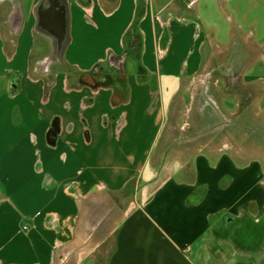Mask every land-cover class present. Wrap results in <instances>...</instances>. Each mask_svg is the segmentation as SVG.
Instances as JSON below:
<instances>
[{
    "label": "crops",
    "instance_id": "crops-1",
    "mask_svg": "<svg viewBox=\"0 0 264 264\" xmlns=\"http://www.w3.org/2000/svg\"><path fill=\"white\" fill-rule=\"evenodd\" d=\"M39 3L0 0V264H264L263 239L241 248L213 234L226 216L264 218V74L248 75L264 64L255 23L248 31L235 25L226 42L213 31L201 42L199 65L167 76L159 57L152 65L147 46L153 53L158 48L149 22L170 9L167 0H90L88 6L48 0L40 12ZM66 29L63 60H47L55 45L50 36L61 40ZM141 37L136 58L133 43ZM138 67L153 79L139 80ZM15 73L19 90L12 95ZM188 118L193 130L186 129ZM54 119L60 133L50 145ZM186 130L194 133L191 155L168 159L165 151L179 147ZM204 133L211 141L196 136ZM156 148L164 152L159 166ZM219 157L229 168H245L228 179ZM130 184L155 187L114 226L109 250L107 241L84 243L82 225L97 238L89 231L92 210L83 221L84 207H97L99 197L118 196ZM235 184L245 186L243 195ZM88 246L95 250L82 255ZM68 248L79 257H65Z\"/></svg>",
    "mask_w": 264,
    "mask_h": 264
},
{
    "label": "rangeland",
    "instance_id": "rangeland-1",
    "mask_svg": "<svg viewBox=\"0 0 264 264\" xmlns=\"http://www.w3.org/2000/svg\"><path fill=\"white\" fill-rule=\"evenodd\" d=\"M167 1L170 3V9L165 12H159L158 19L152 21L151 23L149 22L150 25L154 26V28L150 27L152 31L156 30V35L159 36L157 46L158 48L155 49L154 53L151 49V43L147 42V46L150 48L148 50V53L152 58L151 60H149L153 62L152 65H156V61L159 57L158 63L164 68V70H167V76L174 73H180L181 71L187 69H194V67L199 65L195 64V57L200 50L201 42L206 43L207 41H209L213 31L219 32V41L223 40L224 42H226L228 40V32H230L236 26L242 31H248L250 29V26L255 23L252 28L255 29L258 37L264 39V4L258 3L255 4V6L248 3L247 0H228L226 4L220 5L219 8V6H217L216 4V0H199V5H197L198 7H195L194 3L187 2V0ZM152 6H154V4L149 5V17H151V14H155L156 12L155 9H151ZM157 6L159 5L157 4ZM260 9L261 13L259 15H255L254 12ZM229 12L231 13V17H229ZM143 14L144 10L137 15V23L140 22ZM169 23L171 26L169 25ZM135 26L136 20L132 22L133 30L131 31L134 32ZM145 32L150 34L151 31ZM132 34L135 35V32ZM140 39L141 45L143 42L144 48V38L141 37ZM165 61H167V64H165ZM262 67H264V64H258L257 68L253 72H248V75L259 77L260 75L264 74V68ZM113 74L117 75L116 72ZM225 84L228 83L225 82ZM236 94L238 95L240 94V92H237ZM243 96L244 94H241V96H237L239 97L237 100L239 101L240 106L245 103ZM223 104L227 107V110L229 112L234 111L233 103L224 101ZM190 116H193V111L189 115V117ZM188 120V123H190V125H188L186 129L193 130L191 126L193 125V119L188 118ZM255 128L257 129V127ZM187 130L182 136V139L180 141L181 145L179 147L176 146L175 149L165 151L169 155L168 159L179 158V161L180 158H184L185 155H191L192 152L187 151V146L190 145L189 143H192L193 145L194 138H192V136H194V133L190 131V134H187ZM205 135L206 133L197 134L196 136L198 138L204 136L206 142L211 141L210 137ZM218 138H220V135L218 136ZM205 140H203L202 142H205ZM153 154H155V160L153 162L154 166H159V164H161L160 160L164 157V152L156 148ZM206 160L207 162L209 161L210 163H212V165L216 162V160L213 159L208 160L206 158ZM163 165L166 167L165 163ZM217 166H219L221 170L227 171L226 176L228 177V179L232 175H235V171H240L241 169L245 168L244 166L236 163H231V167L229 168L228 163L224 161L223 157H219V163ZM171 167L173 171L175 169H178L177 163ZM163 170H166L168 172V165L166 169H161L159 181L157 183H160L165 175V171ZM154 187L155 184H149L145 188L140 187L139 185V187L135 189V187L132 188L130 184L129 186L124 187L121 192L117 194L119 196L118 199L114 201L107 200L97 207L92 208V215L90 216L89 220V227L91 230L89 231H92L97 237L101 238L99 239V243L103 242L102 245L106 241L109 242L108 246L103 248L109 250L111 246V242L109 241L108 236L109 234L108 232H106L108 224H111L115 219H119L117 223L115 222V226H117L128 208L131 205L135 206L136 203H143V201L146 200L150 192L153 190L152 188ZM233 189L235 193H241L243 195L242 190H245V186L235 184ZM198 191L202 193L204 190L199 189ZM224 220L219 219L215 223L219 230L218 238H224L226 233L230 234L231 232V234H233L232 237L238 239L235 237L238 233L237 229L240 226H243V222L239 220L235 221V223L229 222V224H227ZM105 238L108 239L103 241ZM240 239L242 240V238H239L238 240L240 241ZM74 241L78 242L76 237H74ZM101 247L102 246L98 247L95 252H99V248ZM60 248L58 249L60 250ZM82 250V255H86L87 253H90L91 250H95V247L88 246ZM262 260L264 261L263 258ZM86 264H91V262L87 261Z\"/></svg>",
    "mask_w": 264,
    "mask_h": 264
},
{
    "label": "trees",
    "instance_id": "trees-1",
    "mask_svg": "<svg viewBox=\"0 0 264 264\" xmlns=\"http://www.w3.org/2000/svg\"><path fill=\"white\" fill-rule=\"evenodd\" d=\"M133 47L135 48L136 58H138L140 55L141 42L140 41L134 42ZM144 72L145 71L143 69L138 67L137 78L139 80H143V79L148 80L145 77ZM18 90H19V82L18 81L16 83L11 82L10 83V93L12 95H14ZM56 134H57L56 126L53 128L51 127L50 131H49V137L54 138ZM247 216L248 215L241 218V220L243 222V226L241 227L240 230L239 229L237 230L238 233L235 236L238 239L242 238V240L240 239V241H239L238 239L233 238L232 237L233 234H231V232H230V234L226 233L224 238L234 240L236 245L238 247H241V248L246 247V245H242V243H244V241H248L250 244H252L254 241V243L252 245H250V247L253 249L256 246V244L261 243L262 239H264V218H262L261 221L256 224V223H254V221L251 218H248ZM231 218H232L231 223H235L236 220L232 216H231ZM226 223L229 224V222H226ZM218 233H219V230L213 231L214 235H219Z\"/></svg>",
    "mask_w": 264,
    "mask_h": 264
},
{
    "label": "water",
    "instance_id": "water-1",
    "mask_svg": "<svg viewBox=\"0 0 264 264\" xmlns=\"http://www.w3.org/2000/svg\"><path fill=\"white\" fill-rule=\"evenodd\" d=\"M48 2V0H40V3L37 7V10L40 12V10L42 9L43 6H45V4ZM225 4V0H220V5H224ZM67 34V35H66ZM66 34H64L63 36L61 37H64L63 39L60 40V35H55V36H50V38L53 39V41L55 42V45H54V49H53V52H51V54L47 57V60H50V61H62L63 60V55H64V49L66 48V45L68 43V30L66 29ZM11 82H17L19 80V75L18 74H14ZM57 128V134L55 135L54 138H50L49 137V132H48V143L50 145H54L55 144V141H56V137L58 136V134L60 133V121L58 119H54V121L51 123V126L50 128L52 127H55ZM50 131V129H49ZM119 220V219H118ZM118 220L116 221V223L118 222ZM232 218L231 216H226V221L227 222H232L231 221ZM115 222H113V224L111 226L110 223L108 224L107 228H106V232H108V234L110 235L116 224ZM110 229V230H109ZM109 230V231H108ZM108 235V236H109ZM98 240L101 239L99 237H97Z\"/></svg>",
    "mask_w": 264,
    "mask_h": 264
},
{
    "label": "bare ground",
    "instance_id": "bare-ground-1",
    "mask_svg": "<svg viewBox=\"0 0 264 264\" xmlns=\"http://www.w3.org/2000/svg\"><path fill=\"white\" fill-rule=\"evenodd\" d=\"M116 199H118V196H101V197H99L98 199H97V201L98 200H100V202L101 203H103V202H105V201H107V200H112V201H114V200H116ZM96 201V202H97ZM94 202H91L90 204H87V206H85L84 207V210H83V217H84V220L83 221H85V219H86V217H87V215L89 214V212L92 210V204H93ZM117 221V219H115V220H113L112 221V223L109 225V226H111L112 224H113V222H116ZM110 230V229H109ZM108 230V231H109ZM79 231V230H78ZM89 232H87V230L85 229V226L84 225H82L81 226V228H80V232H79V234L81 235V237L83 238V241H84V243H87V244H93V245H97V244H99V240L96 238V237H94V236H92V234H88ZM111 233V232H110ZM106 239H108V238H105L103 241H105ZM100 244H101V242H100ZM99 244V245H100ZM77 252H79V251H72V248H68L65 252H64V255H65V257H66V255L67 254H71L70 256H69V258L70 257H74V258H78L79 257V255H76L77 254ZM68 259V258H67Z\"/></svg>",
    "mask_w": 264,
    "mask_h": 264
},
{
    "label": "flooded vegetation",
    "instance_id": "flooded-vegetation-1",
    "mask_svg": "<svg viewBox=\"0 0 264 264\" xmlns=\"http://www.w3.org/2000/svg\"><path fill=\"white\" fill-rule=\"evenodd\" d=\"M80 1V3L82 4V5H86V6H88V5H90V0H79ZM136 39H138V38H136ZM135 39V40H136ZM137 41H140L139 39L137 40ZM121 65V64H120ZM147 79H150V80H152L153 79V77H152V79H151V77L150 76H145ZM226 219V218H225Z\"/></svg>",
    "mask_w": 264,
    "mask_h": 264
}]
</instances>
